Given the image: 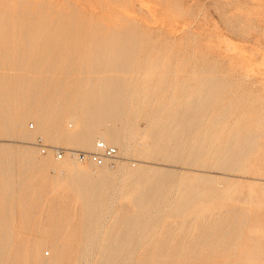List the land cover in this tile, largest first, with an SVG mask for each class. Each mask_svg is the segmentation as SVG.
Segmentation results:
<instances>
[{"label":"rangeland","instance_id":"obj_1","mask_svg":"<svg viewBox=\"0 0 264 264\" xmlns=\"http://www.w3.org/2000/svg\"><path fill=\"white\" fill-rule=\"evenodd\" d=\"M7 1L0 0L3 20L12 11L4 4ZM22 1L36 19L41 12L51 19L59 16L57 30L73 33L70 43L54 44L61 48L57 53L68 52L70 59L58 60L55 72L44 74L49 78L45 92L58 89L60 80L66 79L62 89L71 93L70 116L81 123L91 115L101 131L120 130L123 147L110 145L118 149L122 161L118 169L107 171L111 178L92 207L85 206L80 192L71 187L67 173L54 175L49 170L46 176L58 183L45 189L44 204L29 230L22 229L23 223L15 216L10 250L21 239L25 256L31 241L40 243L51 204L59 201L62 215L50 217L66 221V232L60 236L77 242L76 264H101L110 257L115 258L110 264H155L154 256L156 264H174L176 259L179 264H264V0H28L32 5ZM1 26L0 57L7 48L1 33L5 27ZM41 38L45 34L38 43ZM122 46L132 47L133 52L127 69L122 74L113 69V73L108 65L113 63L112 53ZM38 60L34 62L38 64ZM32 61L23 62L22 69L37 65ZM44 62H39L41 68L46 66ZM73 66L77 71L69 72ZM32 71V77L25 76L39 79L43 75ZM12 72L9 75H15ZM22 72L12 78H24ZM103 80L107 81L104 87ZM98 91L119 92L107 112L114 119L104 120L87 109V95ZM26 124L29 131H36L33 120ZM72 128L76 129L75 122ZM13 141L0 137V145H34ZM44 141L48 146L75 150L70 141L58 145ZM2 159H10L8 150H0ZM85 165H91L86 169L91 179L99 177L100 169ZM16 167L5 170L12 168L10 175L0 173L1 186L7 180L18 181ZM138 170L143 172L140 178L129 177ZM139 188L155 190L138 199ZM66 201L70 202L67 207ZM232 210L242 216L235 240L225 244L226 234L215 227L212 242L205 244L207 227L220 223ZM72 229L81 232L79 240L66 234ZM44 250L40 256L51 259L52 252Z\"/></svg>","mask_w":264,"mask_h":264},{"label":"bare ground","instance_id":"obj_2","mask_svg":"<svg viewBox=\"0 0 264 264\" xmlns=\"http://www.w3.org/2000/svg\"><path fill=\"white\" fill-rule=\"evenodd\" d=\"M9 1L10 2L7 1L9 4L8 3L6 4V2L4 4L7 5L12 10V11H10L11 14L9 13L10 15L5 20L0 18L1 19L0 25H3V26H1V29L3 27H5L2 29L3 32H1L3 34V36H5V38L1 35V39L3 37L4 42H5V40H7L6 41L7 48H5V49L2 48L3 49L2 50V56H4V57L6 56L7 59H6V57L5 58L3 57L2 58L3 62H4V60H5V62L3 64H2V61L0 62L1 63L0 64V72H1L0 73V137H2L4 139L6 138L7 140H9V142L11 140H14L13 142H15L16 139H19V140L23 141L25 144L26 143L31 144L33 142L32 144H34V145H33V147L29 146L27 144H26L27 147H22V146L21 147H14L11 144L10 145H3V144L0 145V150H8L10 153V159L9 160H3V159L0 160V173L4 176L6 173H8L10 175L12 170L11 171H9V170L12 168H10L8 170V172H5V170L7 171L8 167L18 166V168H19V171L15 170V171H18V175H17L18 179H16V181L17 180L18 181L17 182L15 181L16 182L15 184H13L12 181L7 180L6 183H4L5 184L4 186L0 185V264H23V263L24 264L25 263H28V264H76V262H75L76 259L74 260V255L76 252L75 247H76L77 242H75V241H73V243L69 242L66 240V238L64 239L63 236H60V233L63 234L64 232H66V228H67V226L65 225L66 221L65 220L59 221V220L52 219L50 217V215L58 217L62 213V210L61 211L59 210L58 205H60V207H61V203L59 201H53L52 204L50 203L51 204L50 208L52 209V211L48 207V209H50L49 211H51V214L49 213V216H48L49 218L48 219L46 218V223L42 227V237H41L40 243H36V241H31L30 246L27 247V248H29L28 253L26 251L27 254L25 253L26 254L25 256H24V254H22V252L25 249L26 245H24L23 242L20 241L21 239L19 240L18 243H16L17 245L15 246V248L13 250H10L12 248V238H13L11 222L13 221L15 216H17V217H19L18 219L20 220V222L23 223V225H24V227L22 229H24V230L30 229L29 225L33 221L34 216L37 214L38 209L40 208L43 199L46 197V196L44 197V194H43L44 192L46 193L45 189L47 188V186L49 184L58 183V180H50L49 176H46V174L49 170H52L50 172H55L54 175H56V173H60V175L67 173L69 181L72 180L71 181V187L74 190H76L77 192H80V198L82 199V201H84L85 206L92 207L93 205H95L94 204L96 201L95 196L98 197L100 191L102 192V190L104 188H106L107 183L111 178L108 175L107 171L108 170L112 171V169L108 168V167H97L89 161L80 162L79 160L72 158V157H69V156H67L63 160L59 161L55 158V156L53 155L52 152H48L47 154H42L40 152V150L35 146V141L38 137V136L36 137V135L37 134L40 135L39 137L42 138L43 140L46 139L50 142H55V145L61 144V142L64 140L70 141L72 143V145L74 146L73 149H75V150L65 149L66 151L84 150V151H80V152H83L85 154H92L96 149V144L98 141H103V142L107 143L108 145H114V146L120 147L122 149V147H123L122 135H121L122 133L120 134V130H118V129L105 130L104 132L101 131L100 130V126H101L100 124L92 123L91 115H89L87 117L85 122L82 121L81 123L77 122L78 121L77 117H75V116L71 117L70 116L71 114L69 112L70 108L68 107V104L70 103V98H71L70 94L71 93H70V91L66 90L67 91L66 92L62 89L63 87H65V86H63V83L67 81L66 79H65L66 81L60 80L61 83H60V86L58 87V89L55 88L56 89L55 90L52 86L54 91L50 87V89L52 91L45 92L46 87H47V90H49L48 89L49 86H47V84L49 83V78L46 80V78L43 77V76H45L44 74L54 73L56 70V67L59 64V63L56 64V62L58 60L63 59V61H64V59H68V58L70 59V55H69L70 53L66 54V53H68V52H66V49H67L66 47H65L66 53H63V54L61 52L57 53V51H59L61 48L59 47V45H54V44H59V43H63V42L70 43V37H72L70 35H72L73 33L71 34L70 32H68L70 30L65 31V32L57 30V28L59 26L58 24L61 23L60 22L61 18L59 16L56 17L55 19H51L50 14H42V12H41L40 18L36 19V17L34 15L32 16V14H30L31 11L27 10L26 2L24 3L22 0H16L18 12H15L16 9L14 10V8H13L15 5V2H14L15 0H9ZM25 1H28V0H25ZM30 3L31 2L28 1V4H30ZM24 4H25V6H24ZM31 5H32V3H31ZM7 6H5V7H7ZM40 6L44 7V5H40ZM5 13H7L6 10L4 12V15H5ZM43 13H44V11H43ZM60 14H61V12H60ZM0 16H2V13ZM72 16H73V14H72ZM2 18H4V17L2 16ZM69 18H70V16H69ZM71 19H72V17H71ZM72 22H73V19H72ZM72 26H74V25H72ZM70 27H71V25H70ZM74 27H73V29H74ZM4 29H6V30H4ZM13 34H15V35H13ZM44 34H45V38H41L42 42L38 43L37 39H39L42 36L44 37ZM72 39H73V37H72ZM2 42H3V40H2ZM79 42H77V44ZM0 46L3 47V45H0ZM37 46L41 47V49H39V48L37 49ZM66 46H68V45H66ZM78 46H81V45H78ZM35 49H37V51H35ZM120 49L121 50L115 49L114 52L112 50L113 53L112 52L111 53H112V55H114V57L112 59L113 63H111L112 64L111 66H109L110 65L109 64L108 67H110L112 69V72L114 69L116 71H120V74H122L123 73L122 71H125L127 69L126 65H127L128 61L130 60V57L132 55L131 52H133V51H132V47L127 48L126 46H122V48H120ZM94 50H96V49H94ZM99 50L100 49H98V51ZM38 51H40V52H38ZM93 57H94V55H93ZM74 58H76V57L74 56ZM38 59H40V60H38ZM42 59L44 61H46V66L41 68L40 63L44 62V61L41 62ZM76 59H78V58H76ZM27 60H33L32 62H34V61L37 62L36 60H38L40 63L38 62V64H37L34 62L37 65H34L33 67L30 66L28 68L24 67V69H26V70H24V69H22L23 68L22 64H24L23 62H25ZM72 64L73 63H71V65ZM63 66L64 65L62 64L61 69ZM74 66H73V68L71 67L72 70L69 69L70 70L69 72L75 70ZM66 67H68V66H66ZM108 67L105 66L103 70L106 72L105 68H107V70H109ZM5 70H6V72L10 71L9 73H11V71H13L15 73V75H12L13 78L19 77L20 72H22V70H23L24 72H22V73L24 75V78L22 77L21 79L20 78L13 79L12 76L9 75V73H6V74L3 73V72H5ZM32 70H34L35 73L42 72L43 73L42 77L41 78L39 77V79H36V78H34L35 77L34 76L33 77L34 79H30L29 76L32 77V74H30V72H33ZM57 71H58L57 73L59 74L60 73L59 69ZM76 71L77 70H75V72ZM85 71H83V76H84V73H86ZM113 73H111L112 76L113 77L116 76V74L113 75ZM115 73H117V72H115ZM25 74H30V75L29 76L27 75L28 76L27 77V76H25ZM111 74H109V76ZM106 75H105V77H107ZM57 76L58 75H56V76L54 75V77L56 79H57ZM67 76L69 77V75H67ZM85 76H87V75H85ZM64 77H65V75H64ZM101 77H104V76H101ZM98 78H100V77H98ZM55 80H54V82H55ZM104 80L102 81V85L100 83L101 86H103V83L107 82ZM114 80H115V78H114ZM76 81L78 82L79 80H76ZM112 82H116V81H112ZM29 83L30 84L32 83V85L34 86L33 90H31L32 87H28ZM50 84H52V83L50 82ZM65 84H67V83H65ZM80 84H81V82H80ZM95 85H96V82H95ZM68 88H69V86H68ZM29 91H30V93H29ZM78 94H79V92H78ZM106 94L107 93H104L101 91L99 93L92 92V93L88 94L87 95V100H88L87 109L92 113L93 112L98 113L99 116H101V118L104 120L106 118L114 119V117L108 115L107 112H109V110L111 109L112 101L114 99L113 97H116L119 94V92L117 93V92L112 91L111 93H109L107 95ZM68 117H70V119L73 120L71 123L68 122ZM29 120H33L37 124L36 131H29L30 129L28 130L26 128V125H27L26 122H28ZM74 122L76 124V129L70 130L73 127ZM49 147H55V146H49ZM58 148H61V147L58 146ZM90 150H94V151L89 152V153L85 152V151H90ZM38 151L41 155H43V156L45 155V156L40 157ZM77 152H79V151H77ZM14 156L17 158V160H14V158H13ZM7 157H9V156H7ZM118 159H119V161L117 163V167H116L117 169H118V167L122 161V159L120 158L119 152H118ZM90 163L94 166V168L101 170L98 178L91 179L90 175L88 176L86 174V169H88V167L91 165H85V164H90ZM16 169H17V167H16ZM121 172H123V171L121 170ZM142 173L143 172L141 170H138V171H135L134 173H132L129 177L134 178V179H138L141 177ZM15 175H16V173H15ZM53 177H55V176H53ZM39 180H41L40 184H39ZM60 186L62 187V185H60ZM67 188L70 190V184H69V186H67ZM154 190H155V188L144 191V190L139 188L138 193H137L138 199H145V198L149 197L150 193H153ZM59 192H62V190H60ZM65 195H67V194H65ZM67 198H70V196L67 195ZM54 199H57V198H54ZM63 199H65V197ZM69 203L70 202L67 203V201H66L64 206L67 207L69 205ZM42 204H44V202ZM17 209H19L18 212H15ZM239 211H240V209H239ZM239 211L238 210H232V211H230L228 216L225 219H223L220 223H217V225H216V223L211 225V226L209 225L207 227L208 228L207 234L205 236L203 235L204 233L201 234L204 236V243L205 242H207V243L212 242V239L214 237L215 227H216V229H221L226 234L225 238L227 236V241L224 242L225 244L233 242L235 240V237L238 234V231H239L237 223L240 221V224H241V219H242V216H241V214H239ZM240 227H241V225H240ZM204 231H205V229H204ZM80 233L81 232H79L78 229H75V230L72 229V231H70V232L68 231L66 234H68L69 237L73 236L74 240L77 241V240H79L78 238H79ZM239 233H240V231H239ZM17 236H19V235H17ZM203 236H202V238H203ZM238 237H240V236H238ZM220 240H222V239H220ZM240 240H242V239H240ZM222 241H224V239ZM222 241H220V242H222ZM237 241H236V243H237ZM26 244H28V242ZM197 244H198V242H197ZM243 244H244V242H243ZM203 246L205 247V245H203ZM23 247H24V249H23ZM236 248L238 249L237 246H236ZM243 248H244V246H243ZM44 249H48L52 252V258L51 259H46L45 256L44 257L40 256V255H42L41 253H45ZM211 249H212V247H211ZM215 249H217V248L215 247ZM215 249H214V251H215ZM201 252H202V250H201ZM201 252L199 254H201ZM208 252H210V251H208ZM161 254H162V252H161ZM84 255H85V253H84ZM147 256H149V255H147ZM169 256H170L169 253H168V256L166 254V257H169ZM178 256H176V257H178ZM198 257L195 259H198ZM210 257L211 256H209V258ZM239 257H241V256H239ZM143 258H144V256H143ZM143 258H142V260H143ZM157 258H158V255H157ZM209 258H208V260H209ZM114 259L115 258H111V257L104 259L101 261V264L113 263V262H115ZM149 259H151V257H149ZM154 259L156 260L155 261V264H156L157 259L155 258V256H154ZM174 259H173V261H174ZM188 259H189V257H188ZM179 260H181V259H179ZM183 261H185L184 258H183ZM186 261H189V260H186ZM190 261H193V260H190ZM215 261H216V259H215ZM84 262L82 261V263H84ZM149 262L151 263V261H149ZM175 262H177V259H176V261H174V264H177V263L179 264V262H177V263H175ZM180 262H182V261H180ZM139 263H140V261H139ZM182 263H184V262H182ZM213 263H214V260H213Z\"/></svg>","mask_w":264,"mask_h":264},{"label":"built area","instance_id":"obj_3","mask_svg":"<svg viewBox=\"0 0 264 264\" xmlns=\"http://www.w3.org/2000/svg\"><path fill=\"white\" fill-rule=\"evenodd\" d=\"M31 128L33 129V126ZM35 146L40 150L42 154L52 152L55 158L59 161L69 156L79 160L80 162L89 161L97 167H108L111 169H115L119 161L118 149L108 145L103 141L97 142L96 149L92 154H85L80 151H66L63 148L58 147H49L40 137L36 139Z\"/></svg>","mask_w":264,"mask_h":264}]
</instances>
